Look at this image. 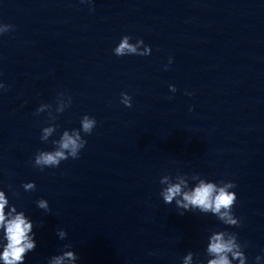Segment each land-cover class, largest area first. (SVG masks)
I'll return each mask as SVG.
<instances>
[{"label":"water","instance_id":"95a60500","mask_svg":"<svg viewBox=\"0 0 264 264\" xmlns=\"http://www.w3.org/2000/svg\"><path fill=\"white\" fill-rule=\"evenodd\" d=\"M0 23L14 25L0 35V188L35 224L24 264L69 243L75 264H183L188 251L206 261L225 229L247 245L246 264L264 257V0H0ZM124 35L151 53L115 55ZM49 113L58 128L45 142ZM85 114L97 124L79 157L34 166ZM165 174L235 182L242 223L181 215L160 195Z\"/></svg>","mask_w":264,"mask_h":264},{"label":"clouds","instance_id":"9594fccd","mask_svg":"<svg viewBox=\"0 0 264 264\" xmlns=\"http://www.w3.org/2000/svg\"><path fill=\"white\" fill-rule=\"evenodd\" d=\"M14 25L0 23V35L10 32ZM130 35H124L119 44L113 49L117 56L125 55H149L152 51L150 45L145 44L143 39H138L135 43ZM143 45V47H141ZM171 57L169 62L171 63ZM7 85L0 81V89H7ZM170 89L175 92L176 86L170 85ZM60 93L59 96H63ZM72 103L71 96L67 98V104L60 102L57 113H62ZM121 103L127 107L132 106V97L129 93L121 94ZM47 105L41 104L36 110V114L42 113ZM51 123L43 127L41 140L47 142L49 137L57 131L58 125L55 123L57 116L48 114ZM97 120L94 116L85 114L81 118V127L78 129H65L59 139L53 140L55 145L53 150H40L35 155L34 166L41 171L45 168H55L64 160L70 157L78 158L81 150L86 146L87 140L81 133L91 134L96 127ZM198 180L194 187L189 186L188 179L184 175L172 176L165 174L160 178L162 188L160 195L164 202L171 204L175 201L178 208L182 209L181 215L185 211H199L204 214L211 213L225 225L238 226L242 223L237 217L233 208L237 201V193L231 189L236 187L233 181H221L217 183L206 177L194 176ZM175 180L176 182H173ZM25 191H35V181H28L23 184ZM19 195V193H16ZM37 206L45 211H51L47 199L41 198ZM34 221L24 210H18L16 204L11 203L6 191L0 188V261L3 264H24L27 254L34 251L37 246L34 231ZM57 234L61 239L67 236L65 229H58ZM209 243L206 248L208 259H200L197 253L188 251L182 258L183 264H234L238 260L239 264H246L247 256L244 251L246 244H242L236 232L225 230L214 231L209 236ZM64 251L60 254L48 258L47 264H75L79 259L78 254L72 249V245L65 244ZM264 259L262 256L255 258L256 264Z\"/></svg>","mask_w":264,"mask_h":264}]
</instances>
